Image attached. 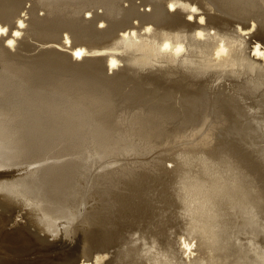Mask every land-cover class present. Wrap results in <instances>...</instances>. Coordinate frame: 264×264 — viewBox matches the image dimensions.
Returning <instances> with one entry per match:
<instances>
[{
  "label": "bare ground",
  "instance_id": "bare-ground-1",
  "mask_svg": "<svg viewBox=\"0 0 264 264\" xmlns=\"http://www.w3.org/2000/svg\"><path fill=\"white\" fill-rule=\"evenodd\" d=\"M0 30L14 255L28 208L37 244L84 237L52 264H264V0H0Z\"/></svg>",
  "mask_w": 264,
  "mask_h": 264
},
{
  "label": "rangeland",
  "instance_id": "rangeland-1",
  "mask_svg": "<svg viewBox=\"0 0 264 264\" xmlns=\"http://www.w3.org/2000/svg\"><path fill=\"white\" fill-rule=\"evenodd\" d=\"M0 197H1L0 199H2V200H0V202H1V204H2V205H0V208H3V209H4V210H3V209H0V214L4 216V217L2 216V219H1V217H0V223H1V224H0V227H2V224L4 223V219H6V217H7V218H10L11 216H13L12 213L15 212V211H17V207H16V205H14L15 202H14V203L12 202L11 205H9V204H10V203H9L8 206H7V203L5 202V200L3 201L4 198H3L1 195H0ZM4 202H5V203H4ZM6 206H7V207H6ZM11 206H13L14 208L11 207ZM17 206H18V205H17ZM12 210H14V211H12ZM27 210H29V209L26 208V209H21V210L19 211V214H21V216H22L23 219H19V218H18L17 221H18L19 224L21 223V226L24 227L25 233L27 232L28 235H30V234L32 233L30 236H28L27 234H25V235H27V236H25V237L27 238V242H26V244H27V246L29 247V248H28V249H29V250H28L29 253H24V252L21 253V251H18V252L16 253V255H14L13 252H14V250H16V249H14L13 247L10 246L11 248H13V250L10 251V247H9L7 244L4 243V241L6 240V239L4 238L5 236L2 237L3 234L0 233V234H1V235H0V237H1V239H0V264H3V263L6 264L7 262L10 263V264H13V262L17 264V262H18V263L21 262L22 259H23V260H27L26 258H28V256H29V259L33 258V259L31 260L32 262H31L30 264H36V262H35V261H36V255H35V254L38 252V251H35L36 248H38V249L43 248L44 250L46 249L45 251L40 250V251H41V252H40L41 254H40V253H39V254L37 253L38 256H40V257L42 256L43 258L45 257V255L47 256V258H44L46 264H48V263H50V262H51V264H52V263H57V262H60L61 260H62V262H63V261H65V258H64V257H66L67 255L69 256L70 253H73V255L75 254L76 256H79V255L83 252V249H82L81 247H85V246L87 247V245L83 246V245H84V242L81 243V241H84V239H83L84 237H82V240L80 239V242H79V243L74 242V243H71V244H70V240H69V239L65 238V240H64V239H63L64 237H62V239L60 238L62 241L58 239V241L56 242V244H53L52 246H50V245H48V244H47V245H40L39 243L37 244V243H36V237H35V235L37 236V235L41 234V233H39L40 229H39V228L37 229V226H36V224H35V223H36V218H35V219L32 218V217H34L33 214H32V215L30 214L31 216H30V215H27V214L29 213ZM1 211H3L4 213L2 212V213H3V214H2ZM5 213H7V215H6ZM9 214H10V216H9ZM1 215H0V216H1ZM25 215L28 216V220L26 219L27 217H26ZM5 216H6V217H5ZM8 216H9V217H8ZM23 216H24V217H23ZM29 217L31 218V220H30ZM24 219H25V220H24ZM32 219H33V220H32ZM29 220H30V222H31V221H32V222L30 223ZM2 221H3V222H2ZM5 221H6V220H5ZM26 221H27L28 223H27ZM33 221H34V222H33ZM24 222H25V224H24ZM32 223H33V224H32ZM31 224H32L33 226H32ZM24 225H25V226H24ZM26 225H27V226H26ZM30 225L32 226V229H31V226H30ZM5 226H6V224H5ZM5 226H4V227H5ZM25 227H26V229H25ZM27 227H28V229H31V230H28ZM29 227H30V228H29ZM33 227H34V228H33ZM35 228H36V230H34ZM5 229H6V227L4 228V230H5ZM37 230H38V233L35 232V231H37ZM30 231H31V233H30ZM32 231H33V232H32ZM28 232H29V233H28ZM2 238H3V239H2ZM34 238H35V239H34ZM29 239H31V240L29 241ZM85 239H86V238H85ZM68 240H69V244H68V242H67ZM59 241H60V242H59ZM30 242H32L33 245H31L32 243H30ZM58 242H59V243H58ZM64 242H65V243H64ZM3 243H4V244H3ZM29 243H30V244H29ZM75 243H76V244H75ZM2 244H3V246L5 245V247L1 246ZM28 244H29V245H28ZM67 244H68V245H67ZM80 244H81L82 246H81ZM59 245H60V246H59ZM64 245H66V246H64ZM30 246H31V247H30ZM75 246H79V248H78V247H75ZM1 247H2V249H1ZM44 247H45V248H44ZM51 247H52L53 249H52ZM68 247H69V248H68ZM74 247H75V248H78L79 250H78V249L75 250ZM30 248H31V250H30ZM49 248H50V249H49ZM61 248H62L63 250L65 249V250L63 251ZM4 249H5V250H4ZM6 249H8L7 252H5ZM80 249H81V250H80ZM50 250H51V252H48V251H50ZM56 250H57V251H56ZM74 250H75V251H74ZM77 250H78V251H77ZM1 251H3L4 253H2ZM8 251H9V252H8ZM46 251H47V252H46ZM67 251H68V252H67ZM81 251H82V252H81ZM11 252H12V253H11ZM31 252H32V253H31ZM44 252H45V254H44ZM60 252H61V253H60ZM64 252H66V253L64 254L65 256L63 255ZM1 253H2V254H1ZM7 253H8V255H7ZM9 253H10V254H9ZM56 253H57V254L59 253V254L57 255ZM76 253H77V254H76ZM4 254H5V255H4ZM12 254H13L14 256H13ZM29 254H31V255H29ZM21 255H22V257H21ZM26 255H27V256H26ZM34 255H35V256H34ZM48 255H49V257H48ZM50 255H51V256H50ZM52 255L55 256V257H53ZM60 255H61V256H60ZM3 256H4V257H3ZM12 256H13L14 258H13ZM16 256H17V257H16ZM23 256H24V257H23ZM25 256H26V257H25ZM62 256H63V257H62ZM71 256H72V255H71ZM18 257H20V258H18ZM50 257H53L54 259H52V258H50ZM8 258H9V259H8ZM11 258H13L12 260H14V261H12ZM15 258H16V259H15ZM34 258H35V259H34ZM49 258H50L51 261L49 260ZM1 259H2V260H1ZM20 259H21V260H20ZM29 259H28V260H29ZM55 259H56V260H55ZM60 259H61V260H60ZM63 259H64V260H63ZM6 260H10V261H7V262H6ZM23 260H22V261H23ZM47 260H48V261H47ZM53 260H54V262H53ZM58 260H59V261H58ZM2 261H3V263H2ZM33 261H34V262H33ZM46 261H47L48 263H47ZM55 261H56V262H55ZM11 262H12V263H11ZM8 263H7V264H8ZM63 264H65V263H63Z\"/></svg>",
  "mask_w": 264,
  "mask_h": 264
},
{
  "label": "snow or ice",
  "instance_id": "snow-or-ice-1",
  "mask_svg": "<svg viewBox=\"0 0 264 264\" xmlns=\"http://www.w3.org/2000/svg\"><path fill=\"white\" fill-rule=\"evenodd\" d=\"M169 7L171 9V5H169ZM191 11L193 13H196L198 11V9L195 8V7H192ZM188 19H192V17L189 16ZM200 23H204L202 18L200 19ZM148 30H150V29H146V31H148ZM0 31H2V30H0ZM244 34L246 35L247 33H244ZM123 35H127V34H123ZM133 35H135V34L133 33ZM196 35L198 37H200L201 33L197 32ZM7 43H8L9 46L11 45V41H8ZM170 47H171L170 44L168 42H165L161 46V51H168L170 49ZM174 51H175L176 55H180L181 53L184 52V48L181 45H177L175 47ZM223 51H224L223 46H221V49L219 51H217V53H216L217 57H220V55L223 53ZM257 54H260L262 57H264V52H260L259 48H257ZM76 56H77V58H79V53H77ZM169 167H172V165H169ZM181 243H182L183 248L185 249V254H187L188 252H191L192 249L195 247V243L194 242L191 243V244L183 243V242H181Z\"/></svg>",
  "mask_w": 264,
  "mask_h": 264
},
{
  "label": "water",
  "instance_id": "water-1",
  "mask_svg": "<svg viewBox=\"0 0 264 264\" xmlns=\"http://www.w3.org/2000/svg\"><path fill=\"white\" fill-rule=\"evenodd\" d=\"M10 41V40H7V42Z\"/></svg>",
  "mask_w": 264,
  "mask_h": 264
}]
</instances>
